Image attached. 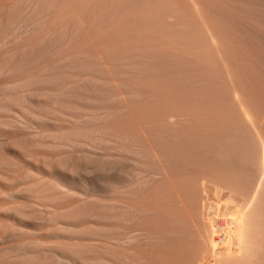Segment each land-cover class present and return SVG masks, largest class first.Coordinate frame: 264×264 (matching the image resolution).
I'll use <instances>...</instances> for the list:
<instances>
[{"label":"rangeland","instance_id":"rangeland-1","mask_svg":"<svg viewBox=\"0 0 264 264\" xmlns=\"http://www.w3.org/2000/svg\"><path fill=\"white\" fill-rule=\"evenodd\" d=\"M101 1L105 3L103 4ZM149 1L150 0H147L146 3H149ZM155 1L159 3L161 7L157 3H154ZM167 1H169L171 5ZM171 1L172 0H153L152 2L155 6L157 5V7L163 9L165 6L170 5V7H173V11L179 13L181 10L174 9L177 0ZM181 1L182 0H178L179 4H181L177 5V3L175 8L178 6L181 8V5L185 8L184 4H186L187 1L189 8L191 0H184V2H186L184 4H182ZM7 2L10 3L8 0ZM107 2L109 3L108 8ZM120 2L123 3L125 1L112 0L109 2L108 0H100L99 4H103L108 10L109 8H115L113 4H121ZM192 2L195 6H198H192L193 4L190 3L192 9H186L191 12L193 11V13H195L194 11L197 9L199 10L198 12L196 11L199 14L200 20L198 21L200 22L203 20V28H205L206 25V30L209 32L206 33V30H204L205 33L208 34L207 41L211 42V44L209 43L210 45L207 44L210 47L213 45V48H215L216 43L220 42L219 44H221V47L224 43V50L226 48L229 49L231 46L232 48H230V50L233 49L234 51L231 53V59L233 57V62H236V67L238 65L237 63H239L238 66H241L240 68L238 67V69L241 72H239L241 79L243 78V80H241L243 96L241 97V95L239 96L238 94L235 96L234 94L231 96L229 95L228 98L225 96L221 98L222 96H219L221 98V104L224 103L218 106V108L221 109L220 111L216 106L220 102L217 103L216 99L214 101L213 98H211V101L213 100V103L217 104L211 106L213 103H210L211 105L209 106L217 111L214 109L216 107L218 109L217 112H209V110H206L207 112L203 113L206 108L204 107L205 103H203V107L201 106L202 108H198L202 102L206 101V103H208L207 100H204L207 97L200 98V100H198V106L196 105L198 98L194 97L190 99L185 98V100H187L186 102L179 100L176 102L177 104L175 105H178L183 104L182 102L186 104L190 100H195V104L190 102L194 104V106H197L195 109L198 108L195 111L196 118L194 116V111L192 114L196 121L198 119V123H193L194 126L196 125L195 128L191 127L192 125L190 126L193 130H190V128H188V130L187 126L192 123L191 119L194 120V118L190 117L191 114L189 116L191 119L188 118V115L183 118L181 115L179 117L178 114L181 113L183 115V112L179 111V108L175 111L173 110L174 117L173 120H171L173 123L177 121L179 126H177V123L176 125L170 121L171 123L169 124L167 121L169 115L166 114H171V112L166 114L165 112L169 110V108L166 111H163L164 109L162 110V112H164L163 114L166 116H162V112L159 111L161 112V117L164 118H161V122L156 123V121L158 122L159 120L154 121V118L150 120L155 122V125L157 124L159 128L154 127V129L152 128V123L151 126L149 123H145V119L149 118L148 113L144 114L147 115L144 119V124L142 123L144 115H140V117L142 116L141 119L138 118L141 123L138 122L136 124V132L133 125L134 131L125 125V123L122 122L124 118L130 116L134 112H132V110H135V108H137L136 112L138 111V107L135 104L138 103V101H143V98L141 99V93L125 86L127 90L129 89L128 91H132L134 94L132 92V94L130 92L124 94L127 92L125 89V92L117 91L119 93L123 92L124 96H120L122 93L120 95L116 93L118 94L117 96L114 93L116 88L113 86L108 87L96 80L100 78L113 80L117 78L120 80V76H124L123 78L125 79L129 77L130 79L131 76L134 77L133 75L137 67L134 65L130 67L128 65L129 68L126 66L124 68L125 64L127 65L129 62L132 64L131 61L133 59V61L139 60L138 63H140L141 60L139 65H144L145 63L148 65L150 60H148L147 63L145 59H147L146 57L148 56L145 57V55H143V57H141V54L140 57L143 59H135L140 58L138 57L139 55H135L134 58L131 56L132 58L130 59V57H128L129 60H127L128 58H126V56V59H123V62L125 61L123 63L124 65L115 63V66L112 69L110 68V71H107L106 68L103 67V64L101 67L100 64L102 62L100 61L93 62L92 59L86 58L85 56L83 57H85L86 60L82 59V56L76 57L74 52H72V48L77 44L75 42L78 41L79 44L73 49H84L88 47L87 39H90L88 35L91 34L85 30L81 36L80 33L83 28H79V26L71 28V30L66 31L61 36L51 34L50 37H48L50 43L46 41L35 45L31 48L29 57L25 58L19 64L20 66H16L17 68L14 66L15 68L13 67L4 73L5 79L9 81H18L20 79L22 82L21 84H25L26 87L17 88L16 90L9 89V91H4L5 93L0 92V118L5 119L9 117L12 119L19 116V119H17L19 129L14 130L15 132L11 130L13 133L10 130H0V136L7 140L11 137L10 140L16 141V144L21 149L32 147L31 150L35 151L36 160L39 162L37 163L39 164L38 166L42 164L40 162L42 159L41 154L43 151L47 152L50 156V163L53 170L50 173L52 190H48L47 193H40L44 184H40L38 180L41 178L39 169H34V165L21 161L19 157H16V159L15 156L3 152V157H6V160L11 161V163L15 164V167H17V169L15 167L10 169L17 172V178L15 175H7L8 177L5 176L0 179V194H7V196H0V199H2V202L6 205L12 204L11 206H13L15 203L13 207L18 205L23 210H30L28 207L22 205L23 202L26 203L27 201L26 196L15 193L11 194V192L22 190L25 186L23 185L25 181L26 183L28 181H30V183L37 181L39 183H37L36 190L39 194L50 197V200H47L48 202L44 201L43 204L49 207L50 212L55 214V212H57V207H62L63 209V206L66 207L62 217L54 218V222H51V226L52 224L53 226L59 225L61 230L58 234L55 231H51L45 236L46 239L49 240L48 242H65L64 244H67V246L72 244L70 245L72 251L64 252L65 254L62 253L64 257L62 258L65 260L62 264H264V164L262 163L264 162V0H192ZM129 3L130 2H128V4ZM153 3H150V6H152ZM132 4L131 6L127 5V7H132L129 9L130 12L138 5L137 2ZM173 4L174 6H172ZM1 5L2 4H0V6ZM4 5L5 4L2 6ZM6 5L4 6L5 8ZM24 6V8L18 9L17 13L14 15L16 20V23H14L15 25H7L8 23L6 21V23L0 24V66L8 65V62H10L9 65H13L15 61L19 60V55L17 56L16 52L18 50L17 47H19L21 43H25L22 44V46L26 45L28 41L30 42L31 39L34 40L37 34H39L40 28L37 25V17L33 10V6L29 3ZM170 7L166 8L168 9ZM5 8H0V15H2L1 17L4 20L6 19V15L4 14L6 11ZM189 11L187 13V11L184 10V14L187 13L186 16L198 18V14L196 13V16H193L194 14L188 15L191 14ZM178 13V17H183V20L187 19L188 22L191 21L192 18H185L186 16H181L183 15L182 13L181 15L179 14V16ZM117 16L120 18L119 15H115V17ZM108 21L110 23L113 20L109 19L107 22ZM192 22L195 21L192 19ZM80 40L81 42H79ZM190 40L194 43L193 39H185L183 41ZM203 40H206V37H203ZM181 42L180 45L186 48L189 46L190 49L192 45H195L197 48L206 47V42H202V39L199 44L196 43L197 46L195 43L191 44V42H186L188 43L186 46ZM225 43H227V45ZM218 46L219 45H217V47ZM7 49L10 50V53L12 52L11 56ZM236 51L239 53V58H237ZM2 53L6 55L2 56ZM126 61L128 63H126ZM142 62H144V64H142ZM134 63L138 65L136 61ZM253 63L255 64L253 65ZM232 64L229 67L234 66ZM21 65L24 67H21ZM221 65L223 66V64ZM142 67L138 66L136 71H139ZM225 67L226 66L223 68ZM122 68L127 69L124 71ZM235 68L234 70L230 68V70L235 71L237 69ZM30 73L33 77L30 76ZM35 73L37 74L35 75ZM117 73H119V77H115ZM228 73L230 76V72ZM125 74L130 75L126 76ZM232 75L233 73H231V76ZM27 77L30 79L32 77V79L30 80ZM230 78L233 79V76ZM26 79L27 81L25 82L24 80ZM36 80L38 82H36ZM28 82H30V84ZM252 86H254L255 90L252 89ZM118 88L119 87H117V90H122L124 87H121L122 89ZM33 91L35 92L32 93ZM113 95H116L114 96L116 98H113ZM125 95H127L129 99L133 96V101H136V103L133 102L132 106H130L131 99L128 102L130 105H127L125 101L129 99L127 96L125 98ZM46 96L48 97L45 98ZM217 100L219 101V99ZM123 104H125V108ZM208 104H205V106ZM186 105L189 108L192 107L189 103ZM118 106H121L123 110ZM228 106L231 108L227 109L226 107ZM131 107L132 110L129 109ZM222 107H224L223 110ZM200 108L202 112L199 111L201 110ZM118 109H121V111L119 112ZM185 109L187 110V108ZM185 109H183V111ZM189 110L191 111V108ZM139 111L141 110L139 109ZM144 111L142 114L145 113ZM126 112H130L131 114L129 113L127 116L128 113ZM159 112H155V119H159ZM186 114L187 113H185V115ZM135 115H137V113ZM176 116L179 118L178 120ZM152 117L154 116H150V118ZM181 119H183L182 121L184 123L187 121V123H189V121H191L188 125L186 123L184 124L182 121L180 124L179 122ZM186 119L188 120L186 121ZM127 120L125 119V122ZM135 121H137V119ZM129 122L130 124L136 123L130 120ZM165 122L169 127H167L168 125L165 126ZM140 124L141 126L144 125L145 128L149 127L151 129H142L141 126L138 128ZM146 124L147 126H145ZM162 124L163 127H167L168 129H164ZM170 125H172V129H170ZM174 125L176 128L179 127L180 130L175 127L173 128ZM30 126H32L31 132L27 130ZM181 126L183 129V126H185L186 130L181 129ZM254 127L256 130H254ZM34 129L38 132L41 130L40 132H43V134L41 133L40 137L36 139L28 137L29 133H34ZM123 129L125 130L123 131ZM139 129L142 130L140 131ZM130 131H132V133H130ZM123 132L126 133L122 134ZM24 133H27V137ZM20 135L22 136L21 138ZM124 135L128 136L126 137ZM6 139H4V142L7 141ZM236 139L245 142L248 155L246 154V158L243 159L244 161L235 156L229 148ZM3 143L1 147H3ZM39 144H41V146ZM85 154L91 159V163L89 162V166L82 170V172H84V174L82 173L84 177L90 179L96 177L98 175L96 171L100 174L99 167L101 165V169L104 167L107 168L108 173H110L108 174L106 172L108 175H114V177H116L112 187H107L103 183H99L90 187L89 191L86 192L77 183L55 171L54 168H57L56 165L58 162H72L74 164L76 162L75 165H77L78 160L81 161V156H85ZM158 163L161 165H158ZM160 167L162 169L165 167V170H163L164 173L167 170L166 174L162 173L163 170H161ZM106 168L104 169L106 170ZM157 168H159L158 171L161 173L157 171L158 177L154 174ZM29 169H34V175H28ZM233 171L234 173H232ZM21 177L23 179L19 180L18 178ZM238 178L239 181L237 182ZM5 182L7 183L5 185L6 187L3 186ZM8 185H10L9 188L7 187ZM57 185L67 188L58 190ZM222 185H224L225 188ZM235 185L236 187H234ZM226 186L228 187L226 188ZM17 188L19 189L17 190ZM239 188L242 189L239 190ZM180 189L183 190L180 191ZM7 190L9 192H6ZM61 191H63V194H61ZM150 198L153 199L151 200ZM157 198L160 199L158 200ZM85 203L86 205H84ZM150 208L151 210H149ZM80 213L83 214L81 215ZM159 217L161 218L159 219ZM37 224H41L39 220ZM64 224H67L64 226L65 230L62 227ZM76 225L80 227L77 228ZM75 227L77 230H74ZM74 244H79L83 248L79 245H77L78 247L74 246ZM78 249L82 250L83 253Z\"/></svg>","mask_w":264,"mask_h":264},{"label":"bare ground","instance_id":"bare-ground-1","mask_svg":"<svg viewBox=\"0 0 264 264\" xmlns=\"http://www.w3.org/2000/svg\"><path fill=\"white\" fill-rule=\"evenodd\" d=\"M5 1V2H4ZM1 0L0 4H5L7 0ZM10 3L7 2L6 8L4 6H0V8H5V12L4 14L6 15V19H2V15H0V24L3 23H8L7 25H11L16 23L15 17L14 15L17 13L18 9H22L24 8L27 3H29L31 6H33V10L35 11L36 17H37V25L40 28L39 30V34H37V37L33 40V39H28L30 40V42L28 41V43L26 45L25 43H21V45L18 48H16V52H17V56L19 55V60L15 61L13 63V65H9L10 62H8V65H4V66H0V92H4V91H9V89H14L16 90L17 88H24L25 84L22 85L20 79L18 81H9L7 79L4 78V73L7 72V70L12 69L14 66H20L19 64L25 59L28 58L30 55V50L32 47H34L37 44L49 41L48 37H50L51 34H54L56 36H61L63 35L66 31L71 30V28L79 26V28H83L81 29V33L80 35L82 36V34L84 33V31H88L91 34L88 35V38H90L89 40L87 39L88 43L86 48L84 49H73L74 47H76L79 43L78 41H76L75 43L76 46H74L72 48V52H74V54L76 55V57L78 56H85L86 58L92 59L93 62H97L100 61L102 62L100 65L102 67L106 68L107 71H110L114 66L115 63L116 64H123V59H126L128 57H130V59L132 58L131 56H133V58L135 57V55H139L138 57H143V55L148 56L146 57L147 59L146 62L148 63V60H150L149 64L147 65L146 63L144 64V62H142V64L144 65H139L141 63H138L137 60L132 59L131 63H128L126 61V63H128L127 65H124L127 68L128 65L131 67V65H134L138 68V66L142 67L139 71H131L134 72L135 74L133 75L134 77L131 76V78L129 79H125L123 78L124 76H120L121 79L118 80L116 78V80L113 79H105V78H100L99 80L97 79L96 81L104 84L108 87L113 86L114 88H116L115 90V94L118 93L121 97L123 95V92H125V89L128 87L131 90H134L136 92L141 93V99L143 98V101L140 102L138 101V103H136V101H133L134 99L132 98L133 96H131V98L129 99L127 95H125V98L127 96V98L129 100L126 99L125 103L128 105L129 101H130V106H132L133 102H135L136 106L138 107V111L136 112L135 110H132V107L129 108L132 110V114L135 115L137 113V115H135L134 117L130 118L131 116H133L130 112H126L128 113L127 116L129 115V113L131 114L130 116L124 118V120L122 121L123 123H125V125H127L128 127H130V129H134L135 127L137 128V123L141 121H139L138 118L141 119V117L144 114H149V118L145 119L147 115H144L143 121L142 123L144 124V119H145V123H149V125H152V128L154 127H158L157 124L155 125V122H152L150 120L154 121L159 120L158 122L156 121V123H159L162 121V119H164L163 117H161V112L166 111L168 108L169 110H167L165 112L166 113H170L171 114L177 109L179 108V111L183 112V115L180 113L178 114V116L180 117V115L183 117H187L188 118L191 114L190 117H193V111H194V116H195V111L199 108V107H203V103L208 104L204 107H206L203 111L207 112L209 110V112L214 111L217 112L218 111V106L223 105L224 103L221 104L220 99L227 97L230 95H242V89H241V80H243V78L241 79V76L239 75L241 72L238 69V67L240 68L241 66H238L239 63H237V67L235 66V63L233 62L234 59L232 57L231 59V53L234 52L233 49L230 50V48H232L230 46V48H226L225 50L223 49L224 47V43L221 44L216 43V47L213 48V45H211L212 47H210L209 45L211 44V42H208V34L209 33L206 29V25L205 28L203 24V20H201L200 22L198 20L199 19V14L197 13L199 10L197 9L196 11H194L196 14H198V18L194 17L192 18V16H186V14L188 13L189 8L192 9V6H195L192 2V0L190 1V3H192L193 5L191 6L189 3V8H188V1L187 3L184 2V0H182V4L181 5V9L179 6L177 8H175L177 5H180L178 0L176 1L177 3H175V7L174 9L176 10H181L180 12L183 14L181 15V13L177 12L178 15L180 14L181 16H186L185 18H192L190 22L186 20H183V17H178L176 11H173V7H170V2L168 6H165V8H160L161 6L159 5V3H157L156 1L154 3H157L160 7H157V5L155 6V4L152 2L153 0H150L149 3H146L147 0H124L125 2L121 3V4H113L115 5V8L112 9H108L109 7V3L107 2V8L104 7V3L101 1V3H103L102 5L99 4L100 0H8ZM105 1V0H103ZM109 2H111L112 0H108ZM162 1V0H159ZM175 1V0H174ZM195 1V0H194ZM208 1V0H207ZM128 2H130L128 4ZM134 2H137V7L135 9H133V11H129V9H131L130 7H127V5H130ZM173 2V0L171 1ZM140 3V5H139ZM153 3V7L150 6ZM163 3V2H162ZM196 3V2H194ZM132 4V5H133ZM168 4V3H167ZM177 4V5H176ZM174 6V4L172 5ZM187 6V7H186ZM191 6V7H190ZM198 6V5H196ZM195 6V7H196ZM163 7V6H162ZM166 7H170V8H166ZM180 8V9H178ZM187 8V9H186ZM190 9V10H191ZM126 10V11H125ZM184 10L187 11L186 14H184ZM195 10V8H194ZM25 11V10H23ZM191 14L188 15H192L196 16L195 13H193V11H189ZM217 12V11H216ZM115 15H119L120 18L118 19L117 17H115ZM179 15V16H180ZM219 15V14H218ZM85 16V17H84ZM220 16V15H219ZM218 17V16H217ZM222 17V16H221ZM19 18V17H18ZM82 18V20H81ZM117 18V19H116ZM184 18V19H185ZM225 18V17H224ZM113 20L112 22L109 23V21L107 22V20ZM222 20V19H220ZM6 21V22H5ZM19 21V20H18ZM108 24H107V23ZM192 22V23H191ZM226 23V22H225ZM23 24V23H22ZM205 24V23H204ZM15 25V24H14ZM13 25V26H14ZM225 26V25H224ZM230 26V25H229ZM33 29V28H32ZM77 29V28H76ZM4 30V29H3ZM14 30V29H13ZM206 30V33L205 31ZM6 31V30H5ZM14 32V31H13ZM4 33V32H3ZM27 33V32H26ZM70 33V31H69ZM36 34V33H35ZM34 34V35H35ZM204 34H206L205 36H203ZM19 35V34H18ZM66 35V34H65ZM78 36V35H77ZM33 37V36H32ZM31 37V38H32ZM203 37H206V40H203ZM212 37V36H211ZM79 38V37H78ZM214 38V37H213ZM181 39V40H180ZM185 39H193L194 43L199 44L200 40L202 39V42H206V47H195V45H192L191 49L189 46H187L188 43L186 42H191L190 41H183ZM217 39V38H216ZM251 39V37H250ZM180 40V41H179ZM213 40V39H212ZM183 41V42H181ZM196 41V42H195ZM249 41V40H247ZM81 42V40L79 41ZM181 43H184L186 47H184L183 45H180ZM252 42V41H251ZM193 41L191 42V44H194ZM209 45H208V44ZM215 43V42H214ZM196 44V46H197ZM227 45V43H225ZM253 44V43H252ZM45 45V43H44ZM51 45V44H50ZM85 45V44H84ZM208 45V47H207ZM217 45H219L217 47ZM234 46V45H233ZM249 46V45H248ZM11 47V46H10ZM16 47V46H15ZM14 47V48H15ZM195 47V49H194ZM221 47V48H219ZM189 48V49H188ZM29 49V50H28ZM193 49V50H192ZM8 50V49H7ZM75 50V51H74ZM10 53V50H8ZM13 51V50H12ZM7 52V51H6ZM5 52V53H6ZM15 52V54H16ZM2 53L3 55L6 54ZM12 53V52H11ZM10 53V56H11ZM36 53V52H35ZM235 53H237V56L239 55V53L236 51ZM234 53V54H235ZM8 54V53H7ZM233 54V55H234ZM14 55V54H13ZM74 55V56H75ZM253 55V54H252ZM16 56V55H15ZM64 56V55H63ZM127 56V57H126ZM236 56V54H235ZM236 56V57H237ZM13 57V56H12ZM33 57V56H32ZM70 57V56H69ZM83 57L82 59L86 60V58ZM126 57V58H125ZM135 58V59H143V58ZM239 58V56L236 58ZM245 57V56H243ZM3 58V57H2ZM6 58V57H5ZM15 58V57H14ZM81 58V57H80ZM251 58V56H250ZM9 59V58H6ZM5 59V60H6ZM129 60V58L127 59ZM233 64H232V62ZM244 60V59H243ZM9 61V60H8ZM14 61V59H13ZM33 61V58H32ZM138 63V65H135ZM230 61V64H229ZM1 62V60H0ZM254 62V61H252ZM3 63V62H2ZM30 63V62H29ZM34 63V62H33ZM134 63V64H133ZM223 64V66L221 65ZM234 65L229 67L230 65ZM255 63H253L254 65ZM33 65V64H32ZM36 65V64H35ZM121 65V66H123ZM147 65V66H146ZM241 65V64H240ZM252 65V66H253ZM34 66V65H33ZM118 66V65H117ZM116 66V68H117ZM120 66V65H119ZM134 66H133V70H134ZM224 66H226L225 68H223ZM14 67V68H15ZM21 67H24L21 65ZM17 68V67H16ZM111 68V69H110ZM120 68V67H119ZM122 68L124 71H126V69ZM230 68H232L234 70V68L236 69L235 71L230 70ZM256 68V67H255ZM132 69V68H130ZM229 69V70H228ZM254 69V66H253ZM117 70V69H116ZM129 70V69H128ZM228 70V71H227ZM247 70V69H246ZM251 70V68H250ZM255 70V69H254ZM19 71V69H18ZM31 71V70H29ZM115 71V70H114ZM127 71V72H130ZM9 72V71H8ZM230 72V76L229 73ZM240 72V73H239ZM246 72V71H245ZM253 72V71H252ZM251 72V74H252ZM10 73V72H9ZM12 73V72H11ZM38 73V72H37ZM35 73V75L37 74ZM231 73H233V79H231ZM31 74V73H30ZM116 74V73H115ZM119 73H117V75L115 77H119L118 76ZM132 74V73H131ZM249 74V73H248ZM34 75V74H33ZM126 75V74H125ZM130 75V74H129ZM126 75V76H129ZM235 75V77H234ZM242 75V74H241ZM244 75V74H243ZM32 76V74L30 75ZM248 76V75H247ZM254 76V75H253ZM18 77V76H17ZM26 77V76H24ZM33 77V76H32ZM31 77V79H32ZM114 77V78H115ZM229 77V78H228ZM246 77V76H245ZM252 77V75H251ZM21 78V77H20ZM28 79H30L29 77H27ZM38 78V77H37ZM123 78V79H122ZM253 78V77H252ZM251 78V79H252ZM255 78V77H254ZM24 79V78H21ZM30 79V80H31ZM36 79V78H35ZM28 80V81H30ZM25 82L27 81L24 80ZM23 81V82H24ZM43 81V80H42ZM251 81V80H250ZM249 81V82H250ZM36 82H38L36 80ZM40 82V80H39ZM244 82V81H243ZM253 82V81H251ZM30 84V82H28ZM27 84V85H29ZM250 84V83H249ZM255 85V84H254ZM125 86H127L125 88ZM26 87V86H25ZM117 87L121 88L124 87L122 90H117ZM243 87V86H242ZM245 87V86H244ZM251 87V85H250ZM256 87V86H255ZM34 88V87H33ZM118 88V89H119ZM249 88V87H248ZM251 89V88H250ZM249 89V90H250ZM252 89H254V86H252ZM28 90V89H27ZM32 90V89H31ZM129 90V89H128ZM126 89L127 92H125L124 94H128V92H132V91H128ZM248 90V92H249ZM255 90V89H254ZM252 90V91H254ZM117 91H123V92H117ZM246 91V90H244ZM20 92V91H19ZM22 92V91H21ZM35 91H33L32 93H34ZM42 92V91H41ZM40 92V93H41ZM5 93V92H4ZM11 93V92H10ZM38 93V92H37ZM133 93V92H132ZM131 93V94H132ZM19 94V93H18ZM17 94V95H18ZM118 94H116L118 96ZM134 94V93H133ZM246 94V93H244ZM250 94V93H249ZM253 94V92H252ZM11 95V94H10ZM16 95V94H15ZM14 95V96H15ZM22 95V94H21ZM29 95V94H27ZM113 95V98H116ZM136 95V94H135ZM256 95V94H255ZM6 96V95H5ZM38 96V95H36ZM35 96V97H36ZM124 96V95H123ZM217 96V98H216ZM219 96H222L221 98ZM233 96V97H234ZM7 97V96H6ZM18 97V96H17ZM41 97V96H40ZM48 96H46L45 98H47ZM140 97V96H139ZM189 97V98H188ZM198 98L197 99V103L196 105L198 106V100H200V98L202 97H207L204 100H207L208 103L202 102V104H200V106H198L197 109H195V107H197L196 105L194 106V101H189L187 103H189L191 108V111L189 110L190 108L184 104V102H182L183 104H177L176 102L179 101H187L185 100V98L190 99V98ZM219 97V98H218ZM246 97V96H244ZM19 98V97H18ZM33 98V97H32ZM37 98V97H36ZM119 98V97H117ZM124 98V99H125ZM137 98V97H136ZM211 98H213V100L220 102V103H213V100L211 101ZM27 99V98H26ZM219 99V101L217 100ZM254 99V98H253ZM6 100V99H5ZM39 100V99H38ZM41 100V99H40ZM120 100V99H119ZM176 100V101H175ZM203 100V101H204ZM224 100V99H223ZM222 100V101H223ZM250 100V99H249ZM33 101V100H32ZM124 101V100H123ZM174 101V102H173ZM210 101V102H209ZM238 101V100H237ZM256 101V99H255ZM43 102V101H42ZM194 104H192V103ZM224 102V101H223ZM242 102V101H241ZM124 103V102H123ZM200 103V102H199ZM212 105H211V104ZM235 103V102H233ZM240 103V102H238ZM41 104V103H40ZM215 104H217V108L215 107L214 109H216L217 111L213 110V107L211 106H215ZM221 104V105H220ZM245 104V103H244ZM23 105V104H22ZM124 108L126 107L125 104ZM211 105V106H209ZM234 105V104H233ZM231 105V106H233ZM242 105V104H240ZM239 105V106H240ZM7 106V105H6ZM248 106V105H247ZM13 107V106H12ZM25 107V106H24ZM34 107V106H33ZM119 107V106H118ZM201 107V108H202ZM210 108L208 109V108ZM244 107V106H243ZM16 108V107H15ZM119 108H121L123 110V108L120 106ZM187 108V110L185 109ZM200 108V109H201ZM221 108V107H220ZM227 109H230L229 106L226 107ZM225 108V110H226ZM238 108V107H236ZM246 108V107H245ZM250 108V107H249ZM1 109V108H0ZM23 109V108H22ZM34 109V108H33ZM121 109L118 111L120 112ZM139 109L141 111H139ZM182 109V110H181ZM183 109H185L183 111ZM193 109V110H192ZM195 109V110H194ZM224 109V107H222V110ZM242 109V107H241ZM19 110V109H18ZM145 110V111H144ZM174 110V111H173ZM207 110V111H206ZM221 109H219L220 111ZM1 111V110H0ZM12 111V110H11ZM145 112L142 114V112ZM147 111V112H146ZM150 111V112H148ZM156 111H161L158 114L159 119H155V112ZM189 111V113H188ZM202 112V109L199 110ZM242 111V110H241ZM117 112V111H116ZM152 112V113H151ZM191 112V113H190ZM198 112V111H197ZM224 112V111H223ZM236 112V111H235ZM21 113V112H20ZM140 113V114H138ZM151 113V115H150ZM164 112H162L163 114ZM185 113H187L185 115ZM6 114V113H5ZM15 114V113H14ZM13 114V115H14ZM153 114V115H152ZM166 114L169 115L167 118V121L169 122V124L172 122L171 120H173L174 117V113L172 114ZM201 114V113H200ZM29 115V114H28ZM121 115V114H120ZM124 115V114H123ZM140 115H142L140 117ZM157 115V113H156ZM166 115H162V116H166ZM41 116V115H40ZM150 116H154L152 118H150ZM5 117V116H4ZM19 117V116H18ZM12 118L9 119L5 118V119H1L0 118V130H18V120L19 118ZM21 117V116H20ZM25 117V116H24ZM51 117V116H50ZM125 117V115H124ZM158 117V115H157ZM177 117V116H176ZM27 118V117H25ZM121 118V117H120ZM162 118V119H161ZM194 118V117H193ZM196 118V116H195ZM194 118L191 119L190 121L192 122L191 124L190 121L189 123H187L188 119H186L187 122H185L188 126L187 129L191 127L195 128L194 124H196V119ZM198 118V117H197ZM214 118V117H213ZM30 119V118H29ZM125 119H129L132 122H136V123H131L129 122V120H127L125 122ZM137 119V121H135ZM179 118L177 117V120ZM28 120V119H27ZM38 120V119H37ZM122 120V119H121ZM148 120V122H147ZM161 120V121H160ZM183 119L180 120V124L181 121ZM185 120V118H184ZM207 120V119H206ZM216 120V119H215ZM22 121V120H21ZM171 121V122H170ZM176 121V120H175ZM236 121V120H235ZM26 122V121H25ZM35 122V121H34ZM129 122V123H128ZM183 122V121H182ZM200 122V121H199ZM202 122V121H201ZM230 122V121H229ZM251 122V121H250ZM28 123V122H27ZM26 123V124H27ZM53 123V122H52ZM111 123V122H110ZM122 123V124H123ZM166 123V122H165ZM173 123V122H172ZM176 122H174L173 124H176ZM184 123V122H183ZM184 123V124H185ZM198 123V122H197ZM207 123V122H206ZM22 124V123H21ZM36 124V123H35ZM147 124L145 126H147ZM172 124V125H173ZM178 124V123H177ZM176 124V125H177ZM201 124V123H199ZM248 124V123H247ZM246 124V125H247ZM31 125V123H30ZM109 125V124H108ZM133 125V127H132ZM136 125V126H135ZM155 125V126H154ZM159 125V124H158ZM168 124L166 123L165 126H167ZM170 125V127L172 126ZM183 125V124H182ZM198 125V124H197ZM203 125V124H202ZM201 125V126H202ZM237 125V124H236ZM33 126V124H32ZM32 126H30V128H28L27 130H30V132L32 131ZM47 126V125H46ZM124 126V125H123ZM141 126V124L138 126V128ZM179 126V124L177 125ZM219 126V125H218ZM223 126V125H222ZM29 127V126H28ZM36 127V126H35ZM33 127V128H35ZM38 127V126H37ZM48 127V126H47ZM163 127V124H162ZM161 127V128H162ZM169 127V125L167 126ZM167 127H163L164 129ZM176 128V126L174 125L173 128ZM184 129L181 126V129L186 130L185 126H183ZM200 127V126H199ZM23 128V127H21ZM25 128V126H24ZM104 128V127H103ZM136 128L134 129L136 132ZM142 129H151L149 127L145 128L144 125L141 126ZM160 128V129H161ZM179 129V127H177ZM176 128V129H177ZM26 129V128H25ZM102 129V128H101ZM129 129V130H130ZM141 129V130H142ZM147 129V130H148ZM155 129V128H154ZM157 129V128H156ZM168 129V128H167ZM172 129V127L170 128ZM175 129V130H176ZM192 128H190L191 130ZM209 129V128H208ZM46 130V129H45ZM104 130V129H102ZM118 130V129H117ZM122 130V129H121ZM125 129H123L124 131ZM127 130V131H129ZM133 130V131H134ZM140 130V129H139ZM138 130V131H139ZM140 130V131H141ZM153 130V129H152ZM163 130V129H162ZM180 130V129H179ZM189 130V129H188ZM193 130V129H192ZM254 130L255 127H254ZM9 131V132H10ZM21 131V130H19ZM25 131V130H24ZM41 131V130H40ZM39 131V132H40ZM50 131V130H49ZM48 131V132H49ZM79 131V130H78ZM146 131V130H145ZM216 131V130H215ZM12 132V131H11ZM10 132V133H11ZM15 132V131H14ZM38 131H35L34 129V133H29L28 137H32L33 139L40 137L41 133L43 134V132L39 133ZM83 132V131H82ZM96 132V131H95ZM134 132V133H135ZM144 132V130H143ZM142 132V133H143ZM152 132V131H151ZM6 133V132H5ZM13 133V132H12ZM17 133V132H16ZM39 133V134H38ZM45 133V132H44ZM50 133V132H49ZM89 133V132H88ZM126 132H123L122 134H125ZM130 133H132V131H130ZM159 133V132H158ZM256 133V132H255ZM258 133V132H257ZM25 134V133H24ZM27 134V133H26ZM25 134V135H26ZM47 134V132H46ZM138 134V133H137ZM184 134V133H183ZM12 135V134H11ZM14 135V134H13ZM54 135V134H53ZM60 135V134H59ZM153 135V134H152ZM17 136V135H16ZM24 136V135H23ZM126 136V135H124ZM128 136V135H127ZM126 136V137H127ZM194 136V135H193ZM196 136V135H195ZM6 137V136H5ZM19 137V135H18ZM22 136L20 135V138ZM27 137V135H26ZM25 137V138H26ZM145 137V136H144ZM157 137V136H156ZM186 137V136H185ZM18 138V139H20ZM4 139L2 136H0V179L7 176V175H15V177L17 178L16 174L17 172H15L14 170H10L12 168L15 167V164L11 163V161L6 160V157H3V152L8 153L12 156L19 157L21 159V161H25L28 164L34 165L35 168L34 169H39L40 173H41V178L38 179L40 184H44L42 190H40V193H47L48 190H52V183L50 180V173L53 170L51 163H50V156L47 152L43 151L42 155V159L40 160V162L42 164H40V166H38L39 163L36 160V156H35V151H32L31 148H19V146L16 144V141L14 140H10L11 137L4 142ZM15 139V138H13ZM27 139V138H26ZM46 139V138H45ZM44 139V140H45ZM242 139V138H241ZM244 139V138H243ZM261 139V138H260ZM17 140V139H16ZM22 140V139H20ZM258 140V139H257ZM19 141V140H18ZM23 141V140H22ZM127 141V140H126ZM139 141V140H138ZM4 142V143H3ZM46 142V140H45ZM60 142V141H59ZM3 143V147H1V144ZM53 143V142H52ZM248 143V142H247ZM261 144V143H260ZM41 146V144H39ZM134 145V144H133ZM253 145V144H252ZM21 146V145H20ZM168 146V145H167ZM47 147V146H46ZM162 147V146H161ZM166 147V146H165ZM189 148V147H188ZM231 149V151L235 154V156H237L240 160L244 161L243 159L246 158V154L247 153V149L245 148V142H243L240 139H236L234 142H232V144L229 147ZM249 148V147H248ZM250 149V148H249ZM254 149V148H253ZM252 149V150H253ZM50 150V149H49ZM81 150V149H80ZM152 150V149H151ZM179 150V149H178ZM88 151V150H87ZM191 151V150H190ZM77 152V151H76ZM81 152V151H80ZM173 152V151H172ZM181 152V151H180ZM250 152V151H249ZM51 154V153H50ZM72 154V153H71ZM80 154V153H79ZM180 154V153H179ZM200 154V153H199ZM77 155V154H76ZM188 155V154H187ZM66 156V155H65ZM75 156V155H74ZM177 156V155H176ZM183 156V155H182ZM234 156V155H233ZM81 161L78 160V164L72 163V162H58V164L55 165L57 166V168H54L56 172L62 174V176H66L67 178H69L70 180L74 181L75 183H77L84 191L88 192L90 187H93L96 184L99 183H103L105 186L107 187H112L115 181L114 175H108L110 173H108L107 168L106 170L104 168L101 169V165H100V174L98 171H96V173L98 174L96 177L93 178H86L84 177V172H82V170L86 169L87 166H89V162H90V158L88 157V155L85 154V156H81ZM91 157V156H90ZM181 157V156H179ZM79 158V157H78ZM196 158V157H195ZM235 158V157H234ZM17 159V158H16ZM71 159V158H70ZM185 159V158H184ZM11 160V159H10ZM237 160V159H236ZM247 160V159H246ZM263 161H264V152H263ZM17 162V161H16ZM55 162V161H54ZM221 162V161H220ZM91 163V162H90ZM264 164V162H262ZM160 163H158L159 165ZM164 164V163H163ZM37 165V166H36ZM53 165V163H52ZM161 165V164H160ZM55 166V167H56ZM98 166V165H97ZM105 166V165H104ZM107 166V165H106ZM148 166V165H147ZM156 166V165H155ZM163 166V165H162ZM96 167V166H95ZM111 167V166H110ZM182 167V166H181ZM17 169V167H15ZM161 168V167H160ZM165 168V167H164ZM163 168V169H164ZM34 169H29L28 170V175H34ZM36 169V170H37ZM159 168H157L154 171V174L157 175L158 173H160L158 171ZM161 168V170H163ZM236 169V168H235ZM263 169V168H262ZM98 170V169H97ZM109 170V167H108ZM160 170V171H161ZM165 170V169H164ZM164 170L162 173H164ZM179 170V169H178ZM94 171V169H93ZM158 171V173H157ZM167 171V170H166ZM166 171L164 174H166ZM190 171V170H189ZM4 174H3V173ZM108 174H107V173ZM110 172V171H109ZM83 173V174H82ZM177 173V172H176ZM234 173V171L232 172ZM88 174V172H87ZM161 174V173H160ZM192 174V173H191ZM21 175V174H19ZM204 175V174H203ZM218 175V174H217ZM222 175V174H221ZM234 175V174H233ZM243 175V174H242ZM190 176V175H189ZM8 177V176H7ZM24 177V175H23ZM155 177V176H154ZM158 177V175H157ZM169 177V176H168ZM172 177V176H171ZM176 177V176H175ZM184 177V176H183ZM235 177V175H234ZM238 177V176H237ZM52 178V177H51ZM165 178V177H164ZM174 178V177H173ZM206 178V177H205ZM208 178V177H207ZM224 178V177H223ZM231 178V177H230ZM6 179V178H5ZM12 179V178H11ZM15 179V178H13ZM19 180H22L23 178H18ZM176 179V178H175ZM174 179V180H175ZM222 179V178H221ZM228 179V178H226ZM233 179V178H231ZM236 179V178H235ZM180 180V179H179ZM183 180V179H182ZM187 180V179H186ZM218 180V179H217ZM1 181V180H0ZM36 181V180H35ZM55 181V180H54ZM60 181V180H59ZM64 181V178H63ZM206 181V180H205ZM224 181V180H223ZM221 181V182H223ZM227 181V180H226ZM230 181V179H229ZM228 181V182H229ZM232 181V180H231ZM239 181V178L237 180V182ZM243 181V180H242ZM247 181V180H246ZM4 182V181H3ZM29 182V183H28ZM26 183L23 184L25 185L24 188L20 191H13L12 193L15 194H22L24 196H26V203H22V205H24V207H28L30 210H23L21 207H19L18 205L13 207L10 205H6L5 203H3L2 199H0V264H51V263H58V264H62V262H65V260L63 259V254L62 253H66L67 251H70L72 248L69 246H67V244L65 245L64 243H60V242H48L49 240L46 239L45 236H47V234L51 231H55L58 232L61 230V227H59V225L57 226H51V222L53 221V219L57 218V217H62L64 212V209L66 208L65 206L64 209L62 207H57V212L52 213L50 212L49 207L44 204V201H49L50 197H46V196H42L39 194V192L36 190V186L37 183L39 182H31L28 181ZM56 182V181H55ZM236 182V183H237ZM241 182V181H240ZM14 183V182H13ZM61 183V182H60ZM178 183V182H177ZM182 183V181H181ZM201 183V182H200ZM199 183V184H200ZM245 183V182H243ZM7 183L5 182L3 186H5ZM11 184V183H10ZM167 184V182H166ZM180 184V183H179ZM222 184V183H221ZM225 184V183H224ZM229 184V183H228ZM233 184V183H232ZM249 184V183H248ZM75 185V184H74ZM176 185V184H175ZM187 185V183H186ZM194 185V184H193ZM230 185V184H229ZM10 185H8L7 187L9 188ZM13 186V185H12ZM11 186V187H12ZM184 186V185H183ZM188 186V185H187ZM219 186V185H218ZM224 186V185H222ZM232 186V185H231ZM241 186V185H240ZM251 186V185H250ZM6 187V186H5ZM166 187V185H165ZM179 187V186H178ZM182 187V185H181ZM193 187V186H192ZM228 186H226L227 188ZM236 187V185L234 186ZM14 188V187H13ZM12 188V189H13ZM64 187L61 185H57V189L58 190H62ZM67 187H65L64 189H66ZM190 188V185H189ZM203 188V187H202ZM225 188V186H224ZM244 188V187H243ZM19 188H17L18 190ZM162 189V188H161ZM184 189V188H183ZM183 189H180L183 190ZM187 189V188H186ZM195 189V187H194ZM230 189V187H229ZM228 189V190H229ZM242 189V188H241ZM239 188V190H241ZM9 190V189H8ZM6 192H9V191ZM157 190V189H156ZM159 190V189H158ZM216 190V189H215ZM232 190V189H231ZM237 190V189H236ZM2 191V190H1ZM149 191V190H148ZM151 191V190H150ZM217 191V190H216ZM63 194V191H61ZM67 192V191H66ZM236 192V191H234ZM4 193V192H3ZM153 193V192H152ZM157 193V192H156ZM188 193V191H187ZM2 194V193H1ZM0 196H7L6 195H1ZM10 194V193H9ZM67 194V193H66ZM160 194V193H159ZM165 194V193H164ZM163 194V195H164ZM46 195V194H45ZM58 195V194H57ZM56 195V196H57ZM150 195V194H149ZM175 195V194H174ZM14 196V195H13ZM40 196V197H39ZM167 196V194H166ZM170 196V195H169ZM181 196V195H180ZM60 197V196H58ZM156 197V196H155ZM209 197V196H208ZM1 198V197H0ZM148 198V197H147ZM181 198V197H180ZM179 198V199H180ZM54 199V198H53ZM56 199V198H55ZM151 199V198H150ZM153 199V198H152ZM151 199V200H152ZM158 199V198H157ZM160 199V198H159ZM158 199V200H159ZM7 200V199H6ZM156 200V199H154ZM153 200V201H154ZM47 201V202H48ZM180 201V200H178ZM22 202V201H21ZM51 202V201H50ZM12 203V202H11ZM52 205V204H51ZM59 205V204H58ZM86 205V203L84 204ZM83 205V206H84ZM129 205V204H128ZM163 205V204H162ZM21 206V205H20ZM134 206V205H133ZM136 206V205H135ZM52 207V206H51ZM147 207V206H146ZM151 207V206H149ZM153 207V206H152ZM53 208V207H52ZM72 208V207H71ZM71 208H67V209H71ZM84 208V207H83ZM145 208V207H143ZM155 208V207H154ZM162 208V207H161ZM66 209V210H67ZM97 209V208H96ZM158 209V208H155ZM52 210V209H51ZM83 210V209H82ZM151 210V208L149 209ZM153 210V209H152ZM159 210V209H158ZM71 212V211H70ZM158 212V211H157ZM93 213V212H92ZM75 214V213H74ZM81 214V213H80ZM83 214V213H82ZM81 214V215H82ZM164 214V213H163ZM77 215V214H76ZM167 215V214H166ZM165 216V215H164ZM105 217V216H104ZM154 217V216H153ZM161 217H159L160 219ZM163 218V217H162ZM165 218V217H164ZM63 219V218H62ZM155 219V218H154ZM157 219V218H156ZM173 219V218H171ZM40 221L41 224H37V221ZM59 220V219H58ZM162 220V219H161ZM154 221V220H153ZM167 221V220H166ZM54 222V221H53ZM175 222V221H174ZM39 223V222H38ZM57 223V222H56ZM167 223V222H166ZM50 224V225H49ZM75 224V223H74ZM149 224V223H148ZM67 224H64L62 226L64 228V226H66ZM72 225V224H71ZM89 226V225H88ZM167 226V225H166ZM68 227V226H67ZM74 227V226H73ZM77 228H79L80 226H77ZM74 228V230L77 228ZM98 227V226H97ZM103 227V226H102ZM70 228V227H69ZM67 229V228H66ZM73 229V228H72ZM87 229V228H86ZM95 229V228H94ZM163 229V228H162ZM65 230V228H64ZM63 230V231H64ZM80 230V229H79ZM96 230V229H95ZM99 230V229H98ZM102 230V229H101ZM73 231V230H72ZM167 231V230H166ZM75 232V231H74ZM165 232V231H164ZM157 234V233H156ZM50 235V234H49ZM60 235V234H59ZM154 235V234H153ZM107 239V238H106ZM65 241V240H64ZM110 241V240H109ZM80 243V242H79ZM69 244V243H68ZM82 244V243H81ZM79 244H74V246H77ZM85 245V244H83ZM88 245V244H87ZM86 245V246H87ZM80 246V245H79ZM78 247V246H77ZM81 248H83L82 246H80ZM79 247V249H80ZM90 248V247H89ZM113 248V247H112ZM78 249V250H79ZM88 249V248H86ZM84 249V250H86ZM116 249V248H115ZM77 250V251H78ZM89 250V249H88ZM72 251V250H71ZM76 251V252H77ZM82 251V250H79ZM88 252V251H87ZM64 253V254H65ZM72 253V252H71ZM80 253V252H79ZM83 253V251H82ZM68 254V253H67ZM65 256V255H64ZM63 257V258H62ZM64 260V261H63ZM95 261V260H94ZM92 262V261H91ZM97 262V261H96ZM185 263V262H184Z\"/></svg>","mask_w":264,"mask_h":264}]
</instances>
